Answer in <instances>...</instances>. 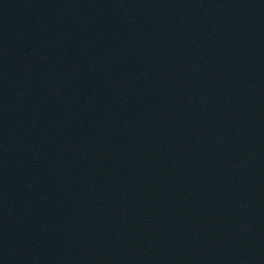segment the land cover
Instances as JSON below:
<instances>
[{
    "label": "water",
    "instance_id": "95a60500",
    "mask_svg": "<svg viewBox=\"0 0 264 264\" xmlns=\"http://www.w3.org/2000/svg\"><path fill=\"white\" fill-rule=\"evenodd\" d=\"M0 264H264V0H0Z\"/></svg>",
    "mask_w": 264,
    "mask_h": 264
}]
</instances>
